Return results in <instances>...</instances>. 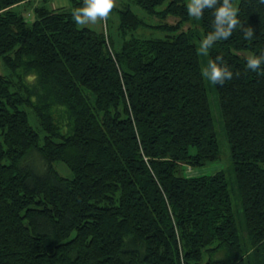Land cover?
<instances>
[{
	"label": "trees",
	"instance_id": "16d2710c",
	"mask_svg": "<svg viewBox=\"0 0 264 264\" xmlns=\"http://www.w3.org/2000/svg\"><path fill=\"white\" fill-rule=\"evenodd\" d=\"M51 1L0 0V264H264V66H246L264 0H231L206 55L233 71L212 84L231 165L211 174L186 170L221 154L199 50L214 9L185 30L186 0H120L118 48L108 15L80 26L83 0Z\"/></svg>",
	"mask_w": 264,
	"mask_h": 264
},
{
	"label": "clouds",
	"instance_id": "9594fccd",
	"mask_svg": "<svg viewBox=\"0 0 264 264\" xmlns=\"http://www.w3.org/2000/svg\"><path fill=\"white\" fill-rule=\"evenodd\" d=\"M114 0H83L81 6L72 10V17L78 25L94 23L98 18L106 17L113 8ZM190 15L199 16L205 8L214 9V30L200 40L199 50L208 55L212 45L219 39H227L233 28L239 23L236 9L231 0H189L187 5ZM245 38L253 36V29L244 31ZM246 66L250 70H258L264 66V55L252 54L246 58ZM201 75L212 84H223L233 77V71L217 56L209 59L201 67Z\"/></svg>",
	"mask_w": 264,
	"mask_h": 264
},
{
	"label": "rangeland",
	"instance_id": "374dc122",
	"mask_svg": "<svg viewBox=\"0 0 264 264\" xmlns=\"http://www.w3.org/2000/svg\"><path fill=\"white\" fill-rule=\"evenodd\" d=\"M187 3H189V0H186ZM115 4V3H114ZM134 10H136L143 18H145V20L148 23H156L159 22V19L156 17H152V16H147L146 13L139 9L134 7ZM113 15V18H112ZM118 12L116 9H111L109 12V29L112 33V36L115 38L116 44L119 47H121L123 38L120 34V31L118 29V20H116V17H118ZM199 16H193L191 18V21L187 22L183 28L185 30L188 29H195V30H202L198 20ZM27 18L28 19H34V14L31 13H27ZM169 22H175L176 19L172 16L169 17ZM80 26H85V25H80ZM86 26H91L94 29L97 30H103L106 29V27L108 26V24L106 25V22H103L102 18H98L96 20V22L94 23H89ZM135 34V36H139V37H146V38H155V37H162L166 35V31L161 30L160 28H155V27H151V26H145V27H140L139 29H137L136 31L133 32ZM201 53V52H200ZM201 60H202V65L207 63V58L206 55L201 53ZM5 70H8L7 68L4 67L2 61H0V71L5 72ZM206 81V85L209 91V96H210V101H211V109H212V113L215 119V124H216V131H217V135H218V139L220 142V146H221V154L218 160L214 161V162H210L205 166L202 167H191V166H187V170L186 173L188 174H208V173H214L222 168H224L227 173L229 172V167L231 165L230 162V154H229V146H228V142L226 140L225 134H224V129H223V121L221 118V112H220V107H219V103L217 101V96H216V92L213 89V85L211 82ZM30 123L35 126L38 127V122L35 118V116L33 114L30 113ZM59 170L61 171V173L63 175H69L71 176V171L63 164H58L57 165ZM235 208L238 209L237 206V201L233 200ZM239 217V214L237 215Z\"/></svg>",
	"mask_w": 264,
	"mask_h": 264
},
{
	"label": "crops",
	"instance_id": "0c3cea01",
	"mask_svg": "<svg viewBox=\"0 0 264 264\" xmlns=\"http://www.w3.org/2000/svg\"><path fill=\"white\" fill-rule=\"evenodd\" d=\"M36 2H39V0H36ZM115 3V4H114ZM120 0H114L113 2V9H115V7L120 6ZM50 5L54 8H58V7H68L70 5V0H52L50 2ZM109 17V14H108ZM113 18V15H112ZM116 20L119 21V15L118 17H116Z\"/></svg>",
	"mask_w": 264,
	"mask_h": 264
},
{
	"label": "built area",
	"instance_id": "2783aa9c",
	"mask_svg": "<svg viewBox=\"0 0 264 264\" xmlns=\"http://www.w3.org/2000/svg\"><path fill=\"white\" fill-rule=\"evenodd\" d=\"M103 19H104V22H106V17H103Z\"/></svg>",
	"mask_w": 264,
	"mask_h": 264
}]
</instances>
